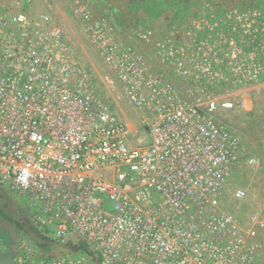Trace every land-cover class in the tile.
<instances>
[{
	"label": "built area",
	"instance_id": "built-area-1",
	"mask_svg": "<svg viewBox=\"0 0 264 264\" xmlns=\"http://www.w3.org/2000/svg\"><path fill=\"white\" fill-rule=\"evenodd\" d=\"M64 1L151 143L128 142L60 13L0 0V192L25 199L58 246L96 254L35 259L22 243L12 264H264V209L242 222L219 204L234 169L264 165L215 117L264 83V13H197L149 55L89 0Z\"/></svg>",
	"mask_w": 264,
	"mask_h": 264
},
{
	"label": "rangeland",
	"instance_id": "rangeland-1",
	"mask_svg": "<svg viewBox=\"0 0 264 264\" xmlns=\"http://www.w3.org/2000/svg\"><path fill=\"white\" fill-rule=\"evenodd\" d=\"M89 1L96 15L105 16L109 19L114 16L120 19L121 23L119 24H124L126 27L125 34H119L124 42L149 55L153 53L152 44L154 42L164 40L176 30L184 29L197 13L221 14L233 11L264 13V0H255L249 7L235 5L232 8L216 7L212 4L214 1L207 0ZM7 2L9 5L12 3L11 0H7ZM26 6L32 13L46 11L48 6L53 11L60 13L66 22L65 25L72 27L76 33L81 44L79 47L80 57L90 70L101 95L110 105L116 117L127 124L129 128L128 142L134 147L148 146L151 143V134L141 125L142 115H135L125 100L117 99L113 92L104 87L101 78L106 69L80 28L72 21L70 10L65 1L27 0ZM115 13L118 15L115 16ZM144 30L152 33L151 41L148 44L136 38L137 33ZM235 98L241 100L242 107L237 105L232 110L219 111L215 117L229 131L237 134L247 152L257 156L264 165V83L242 89ZM236 188L245 192L243 199L236 200L233 198V192ZM219 204L223 211L239 218L242 222L249 214L264 209V168L252 169L240 166L234 169L228 178L225 194L220 198ZM33 212L34 208L25 199L18 198L7 187L2 188V192H0V238L6 237L13 253L22 243L26 249H35L36 247L33 243L36 237L30 230V227L35 228L32 222ZM38 231L43 241L55 240L53 235ZM65 250H55L51 253L58 256L64 254ZM89 250L93 252L92 249ZM71 252L75 251L72 250Z\"/></svg>",
	"mask_w": 264,
	"mask_h": 264
},
{
	"label": "trees",
	"instance_id": "trees-1",
	"mask_svg": "<svg viewBox=\"0 0 264 264\" xmlns=\"http://www.w3.org/2000/svg\"><path fill=\"white\" fill-rule=\"evenodd\" d=\"M207 1H214L212 4L213 6L216 7H234L235 5H243L244 7H249L255 0H207ZM92 7V6H91ZM93 10V7H92ZM93 12L95 13V11L93 10ZM118 14L115 13V16H117ZM104 18H106L109 23L115 28V30L118 33V36L120 39L123 40V38H121V33L125 34L124 30H125V26L124 24H119L121 23L120 19H117V17L112 16L111 19L103 16ZM117 28V29H116ZM120 34V35H119ZM124 41V40H123ZM94 81V80H93ZM99 90V88H98ZM229 130V129H228ZM31 232L35 235V237H37L40 241L42 242H46L45 240H42V236L40 235L38 229L35 227H30ZM47 241L49 242L48 244H39L37 247L40 249V252L43 255H52L51 254V249L54 246L55 242L54 241H50L47 239ZM66 248H69L71 250H74L76 252H80L81 254H84L88 257H90L92 260H96V254L92 251H90L86 245L85 242L80 241L78 242L76 245L71 246V245H66ZM51 256H47V257H43V258H50ZM12 258L13 255L11 256L10 253H6V254H1V260L3 264H12Z\"/></svg>",
	"mask_w": 264,
	"mask_h": 264
},
{
	"label": "crops",
	"instance_id": "crops-1",
	"mask_svg": "<svg viewBox=\"0 0 264 264\" xmlns=\"http://www.w3.org/2000/svg\"><path fill=\"white\" fill-rule=\"evenodd\" d=\"M35 243V249H28V251L30 252V255L35 258V259H40V258H43V257H47V256H51V257H56L57 255H43L41 252H40V249L37 247L39 244H44V242L40 241L37 237L34 239V242ZM48 244V243H47ZM55 250H65L64 247H60L58 246L57 244H54V246L52 247L51 249V252L55 251ZM10 253L11 256L15 254V252L13 253L10 249V244L9 242L7 241L6 237H1L0 238V254H6V253ZM58 252V251H57ZM64 252V251H63ZM52 254V253H51ZM60 256V255H58Z\"/></svg>",
	"mask_w": 264,
	"mask_h": 264
}]
</instances>
